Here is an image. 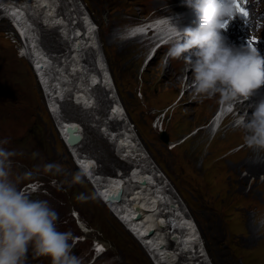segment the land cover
Segmentation results:
<instances>
[{"label":"rangeland","instance_id":"1","mask_svg":"<svg viewBox=\"0 0 264 264\" xmlns=\"http://www.w3.org/2000/svg\"><path fill=\"white\" fill-rule=\"evenodd\" d=\"M52 1L53 7L67 4L74 7L69 17L71 23L76 24L82 12V16L89 17L95 24L102 64L115 85L112 92L106 90L109 96L100 102L101 110H108L109 99L118 100L123 111H114L123 114L133 139L160 172L165 187L158 194L161 199L152 203L157 208L168 205L167 197L172 195L193 222L192 237L184 244L194 243L198 251L187 253L191 248L181 250L170 239L166 248L174 252L164 255L167 264H203L205 258L206 264H264V223L261 222L264 220V170L256 174L247 171L253 165L249 162L251 152L244 142L245 128H239L240 121L248 119L249 107L257 103L259 95L254 94L247 107L235 112L238 117L223 120L215 132L211 118L220 104L219 94L211 98L194 95L192 71L186 60L169 57L165 49L157 51L147 61L150 44L146 40L149 38L136 42L122 38L125 26L152 17V9L162 11L169 1ZM2 8L0 5V139L10 138L7 147L25 153L19 159L27 169L41 163L61 166L59 174H41L25 180L20 187L32 199L49 201L59 214V230L73 232L76 238L73 252L83 257L84 264H156L150 247L114 216L89 177L83 184L73 183V175L80 166L76 165L58 121L48 109L47 97L35 73L34 54L24 56V50L29 52L31 45L17 36ZM261 10L264 12V0L253 6L250 30L264 36V24L260 26L262 21L257 17ZM31 19L33 39L48 53L67 49L53 17L34 13ZM48 19L50 25L46 23ZM122 44L126 48L121 52ZM261 55L264 56V46H261ZM181 60L185 61L184 68L178 66ZM90 84L97 87L96 77L90 79ZM65 95L69 96V92ZM67 96L59 95L58 103L62 117L78 121L74 131L83 138L80 147L76 144V151L86 154L89 165L97 166L95 170L102 174L125 173L129 163L113 150L108 140L110 136L103 134L92 118L83 117L86 105ZM240 100L244 102L243 98ZM235 105L231 102L228 106ZM93 106H99V101L94 100L91 108ZM99 114L102 117L105 113ZM116 121L119 118L110 123ZM33 153L40 155L33 157ZM81 193L94 199L77 202L75 197ZM151 217L153 220L156 215ZM163 232L165 239L167 229ZM96 242L99 246L94 251L92 247ZM101 248L105 251L94 259ZM28 264H50V260L29 255Z\"/></svg>","mask_w":264,"mask_h":264},{"label":"bare ground","instance_id":"2","mask_svg":"<svg viewBox=\"0 0 264 264\" xmlns=\"http://www.w3.org/2000/svg\"><path fill=\"white\" fill-rule=\"evenodd\" d=\"M0 5H2V10L5 11L7 18L14 24V28L16 29L14 30L18 33L17 35H21L23 43L27 41V44L31 45L29 52L24 50V56L28 55V57H32V53L34 54L33 63L35 64V73L47 97L49 103L48 109L52 116L58 121L60 132L65 142L69 145L67 146L76 160V165L78 164L80 167L87 165L90 171L93 168L92 163L89 165L88 156L76 151V144L79 143L80 147L81 140L75 144L70 143L68 140L70 130H75L78 126V121L62 117L60 113L61 111L58 103L59 95L65 97L67 96L65 94L68 92L69 96L67 97L70 100L78 101L81 105H86V109L83 107L85 110L81 109L85 112L83 117L88 119L92 118V120L98 123L97 126H99L102 133L110 136L108 140L113 150H116L117 154L120 153L121 159H125L127 163H129L128 169L123 173L124 175L120 172H113V175H105L95 170L97 168L96 166L94 167V173L90 175L89 178L87 177L88 180L90 179L91 182L96 185V192L109 204L114 216L119 221L121 220L120 222L131 234L134 233V236L136 234L141 242L150 247L152 257L157 261L156 264H167L164 255H169L174 252V250L166 248V246L169 245L167 243H170V239L176 247H181V250L185 247L188 249L191 248L187 253L198 251V246L196 244H184L192 237L193 222L179 202L175 201L176 199L174 196L170 195L167 197L168 199L166 201L169 204L159 208L152 203L153 201L156 203V201L161 199V197H158V194L162 192V187L165 186L160 179V172L154 169V164L147 159V156L144 155L137 141L133 139L131 131L123 121V114L118 115L117 112L120 113L123 111L122 105L117 102L118 100L112 98L107 102L109 106V108H107L108 110H101L100 102H103L105 98L109 96L106 90L109 93L112 92L115 90V85L112 82V77L105 71L107 68L103 67L102 56L99 54L100 52L97 48L98 42L95 39V24H93L91 19L87 16H82L83 14L80 12L77 17V23H71L69 17L74 7H70L68 4L67 6L63 5L64 7H53L52 0H0ZM24 7H26L27 12L24 10ZM250 7L251 6L247 5L246 10H250ZM34 13H39L40 17H53L55 28L56 30L59 29V35L62 36V40H65L67 49L48 53L41 44L35 42L33 39L35 35L33 20L31 19ZM48 21L50 20L48 19L46 21L47 25L50 23ZM247 21L248 23H252V16L248 15ZM57 25L60 27H56ZM152 26H155L156 32H158L155 35H165L169 33L168 31H170L172 27L177 29L179 23L173 20L163 19L156 20L153 22ZM134 29L138 30L134 31V33L137 34L142 33L144 30L143 25ZM64 32H66V38H64ZM149 34L150 32L148 35ZM142 36L143 35H137L125 39H128V42H136L137 40H141L143 38ZM148 40L149 39L146 41ZM57 43L59 45L61 40ZM125 48L124 44H122L120 51H125ZM60 49H62V46ZM165 49H167V45L160 46L157 51L162 52ZM47 55L49 58H47ZM178 66L184 68L185 61L181 60ZM191 76H193V73H191L190 77ZM93 77H96L97 87L99 88H94L90 84V79H93ZM102 89L104 90L103 92L101 91ZM240 99L241 98L233 101L237 106L235 105L236 107L224 118V113L230 108L224 107V105L217 106V110L212 118V129L215 132H217L222 121L226 118L225 121H229L230 119L238 117L239 114L235 112H241L247 107L248 101L253 99V95L249 100H244L242 103H240ZM261 99L264 98H259L258 102ZM94 100L96 102L99 101V106H93V108H91V104ZM180 102L181 100L178 104ZM249 108L250 114L247 118L251 116L253 110L252 106ZM107 112L111 114L109 115ZM99 113L105 114L100 117ZM118 118L119 121L110 123L111 120H118ZM225 121L223 123H225ZM239 128H243V125ZM258 170H264V163L258 166L251 165L247 168V171L253 174H256ZM119 188L123 189L120 201L110 202L107 199V195L115 194ZM150 210L155 212H149ZM161 210H163V212H161ZM137 213L141 214L138 218L135 217ZM152 214L156 215L153 220L151 217ZM167 224L169 225L168 227L164 226ZM165 228L167 229V238L163 239L165 234L163 229L165 230ZM149 230H152V232L148 234ZM181 250L177 251L179 252ZM205 260L207 262L206 258ZM205 260L202 261L203 264H206Z\"/></svg>","mask_w":264,"mask_h":264},{"label":"clouds","instance_id":"3","mask_svg":"<svg viewBox=\"0 0 264 264\" xmlns=\"http://www.w3.org/2000/svg\"><path fill=\"white\" fill-rule=\"evenodd\" d=\"M186 5L194 12L197 26L183 32L170 29L184 40L174 43L168 56L185 58L193 73L194 95L211 98L219 94L225 101L249 99L264 86V57L250 44L240 50L227 43L223 31L237 16L235 0H186ZM134 31L125 26L123 34ZM252 108L251 116L240 123L251 152L249 162L255 165L264 163V99ZM9 144L10 138L0 139V264H28L29 255L47 258L50 264H84L83 257L73 252V232L59 230V214L49 201L32 199L20 187L25 180L41 174H59L61 166L41 163L27 169L19 159L25 153L7 147ZM90 175V169L80 167L73 175V183L83 184ZM75 199L86 203L94 197L81 193Z\"/></svg>","mask_w":264,"mask_h":264},{"label":"snow or ice","instance_id":"4","mask_svg":"<svg viewBox=\"0 0 264 264\" xmlns=\"http://www.w3.org/2000/svg\"><path fill=\"white\" fill-rule=\"evenodd\" d=\"M249 2V0H235V3H236V7H237V16L241 17L244 19V22L247 24V17L249 15V12L246 10V7H242V5H246L247 3ZM236 16V17H237ZM135 31H138V30H135ZM134 34V33H133ZM257 43V41L255 40H252L250 42V46H253ZM70 136L73 138V139H76V136H75V132L74 130H70ZM84 168L86 170H88V166L85 165ZM94 173V167L92 168L91 170V175Z\"/></svg>","mask_w":264,"mask_h":264},{"label":"water","instance_id":"5","mask_svg":"<svg viewBox=\"0 0 264 264\" xmlns=\"http://www.w3.org/2000/svg\"><path fill=\"white\" fill-rule=\"evenodd\" d=\"M75 136H76V139H73L70 136V134H69L68 140H69L70 143L75 144V143H78L80 140H82V136L77 135L76 133H75ZM164 140H165V138H164ZM143 183H145V182H143ZM122 192H123V189L122 188H119L115 194H109V195H107V199L110 202H114V201L119 202L120 199H121ZM140 215H141L140 213H137L135 217L138 218V217H140ZM151 232H152V230H149L148 231V234L151 233Z\"/></svg>","mask_w":264,"mask_h":264}]
</instances>
